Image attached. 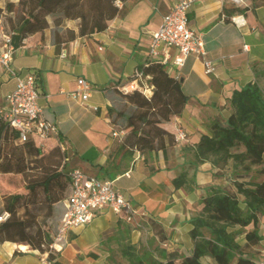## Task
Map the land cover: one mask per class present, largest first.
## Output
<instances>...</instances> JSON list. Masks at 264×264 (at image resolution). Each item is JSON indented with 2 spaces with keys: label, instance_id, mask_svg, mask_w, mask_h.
<instances>
[{
  "label": "crops",
  "instance_id": "obj_1",
  "mask_svg": "<svg viewBox=\"0 0 264 264\" xmlns=\"http://www.w3.org/2000/svg\"><path fill=\"white\" fill-rule=\"evenodd\" d=\"M179 1H120L118 13L108 21L107 28L86 36H77L78 25L73 21L54 30L50 26L15 49L11 68L20 77L35 76L42 115L56 126L64 148L61 152L66 169L63 166L61 170L68 173L78 169L87 176L112 181L131 201L138 221L144 214V220L149 218L161 226L167 236L166 252L186 256L193 248L187 220L197 214L207 187L215 185L216 169L209 162L195 169L194 146L202 134L210 133L214 123H224L231 114L233 91L254 81L259 84L264 77V3L252 5L247 0L253 10L245 16L227 13L233 6L219 0H194L187 11V24L201 35L204 59L214 64L215 71L206 75L203 57L196 55L177 67L172 64L176 51L169 50L170 60L164 67L180 81L188 99L181 113L161 125L175 136V143L164 152H140V143L133 149L122 143L127 131L118 127L121 118L117 113L129 107L116 87L145 64L150 35ZM56 33L62 41L58 49ZM70 33L75 35L72 40L68 39ZM78 78H84L91 87L85 102L71 97ZM14 86V76L0 70V108ZM183 170L188 171L189 178L194 174L189 181L191 190L175 189L173 185V179ZM60 206L62 216L64 201ZM137 230L102 209L88 224L68 231L53 247L61 264H106L127 238L137 242ZM259 233L262 239L254 256L257 262L264 260V229L259 228ZM20 244L0 242V264H51L47 253L26 244L21 250ZM206 258L214 264L209 257L201 258L202 264Z\"/></svg>",
  "mask_w": 264,
  "mask_h": 264
},
{
  "label": "trees",
  "instance_id": "obj_2",
  "mask_svg": "<svg viewBox=\"0 0 264 264\" xmlns=\"http://www.w3.org/2000/svg\"><path fill=\"white\" fill-rule=\"evenodd\" d=\"M116 1L123 0L8 2L5 10L15 16L6 17L1 35L8 36L10 44L17 49L25 39L48 29L51 26L48 16L56 14L66 20H78L77 36L99 33L117 15ZM246 2L226 12L249 16L253 6ZM257 2L264 0H251L252 5ZM59 21L55 20L54 26H60ZM68 36L69 40L75 38L71 33ZM54 41L58 49L62 42L60 34H55ZM140 69L150 77L152 90L149 96L137 89L120 92L129 107L117 113L121 118L118 127L127 131L122 143L131 149L140 143V152H164L175 143V136L161 125L182 112L188 97L180 81L171 77L160 62L154 61ZM229 104L232 112L226 121L214 123L210 133L202 134L194 146L195 169L198 164L209 162L216 169L213 175L219 177L231 163L233 181L230 186L207 187L197 205V214L187 220L191 226V254L166 252L163 244L167 236L160 225L147 218L143 226L153 231L163 248H145L139 253L138 243L129 240L118 245L106 264H202L203 257L211 258L214 264H257L248 252L258 247L262 239L258 225L264 217V180H254L252 169L264 163V91L254 81L233 91ZM18 140V132L0 118V175H22L25 182L24 193L3 196L0 214L6 212L8 216L0 222V242L29 245L33 250L47 253L51 264H61L43 227L70 193L68 173L60 170L63 154L52 138L40 141L29 137L22 143ZM44 145H51L47 154L41 151ZM255 172L264 176V167ZM188 175L183 170L173 179L175 189H192L189 181H193L194 174L191 178Z\"/></svg>",
  "mask_w": 264,
  "mask_h": 264
},
{
  "label": "built area",
  "instance_id": "obj_3",
  "mask_svg": "<svg viewBox=\"0 0 264 264\" xmlns=\"http://www.w3.org/2000/svg\"><path fill=\"white\" fill-rule=\"evenodd\" d=\"M219 1L237 7L245 0ZM193 2L194 0H180L162 18L159 28L150 35L144 66L154 61L163 65L168 63L169 50L174 49L176 54L172 60L173 65L181 67L190 55H196L203 57L202 63L206 75L215 71L214 64L204 59L205 49L201 35L187 24V11ZM119 4L120 1H116V6ZM231 21L237 24L235 18L232 17ZM244 48L246 49V46ZM14 52L9 37L0 35V70H6L15 78V86L6 95L5 106L0 108V118L18 132L20 143L25 142L29 137L40 141L52 138L63 152L64 148L56 126L42 115V109L38 104L39 93L35 76L29 74L20 77L11 68ZM60 56L65 57V53H61ZM149 78L142 69H139L127 83L118 85L116 89L121 93L137 89L149 96L152 90V86L148 83ZM90 92L89 83L84 78H78L76 90L71 97L80 98L85 102L90 97ZM93 110H97V107H93ZM68 176L71 182L70 193L64 200V211L55 242H59L68 231L88 224L92 216L102 209H108L118 219L132 224L134 228H140L141 223L145 221L144 214L140 216V221L136 219L138 212L131 201L114 187L112 181L87 176L78 169L68 172ZM7 216L6 212L0 214V222ZM163 246L165 247L166 244ZM257 264H264V260Z\"/></svg>",
  "mask_w": 264,
  "mask_h": 264
},
{
  "label": "rangeland",
  "instance_id": "obj_4",
  "mask_svg": "<svg viewBox=\"0 0 264 264\" xmlns=\"http://www.w3.org/2000/svg\"><path fill=\"white\" fill-rule=\"evenodd\" d=\"M8 2H12L14 4H18L19 0H0V9H2V13L0 15V31L1 28L4 24V22L6 21V17L8 16H15V13H11L8 14L5 10V5ZM116 4V2H115ZM48 21L51 25V27L53 28L52 30L58 28V26H54V21L55 20H60V24L61 25H65L67 22L69 23V21H73L74 24L78 25V20H66L63 19L61 15H49L48 16ZM60 25V26H61ZM50 28V27H49ZM48 28V29H49ZM46 29V31L48 30ZM259 85L261 86V88L264 91V77L260 79L259 81ZM120 98L123 100V98L120 95ZM51 145H44L41 147V151L43 154H47L50 151ZM64 155V154H63ZM64 166L65 168V164H64V159H62V163L60 166V170L62 169V167ZM264 167V163L260 166V167H253V171H252V176L254 178V180L256 181H262L264 180V176L263 175H259L257 174L255 171L259 168ZM64 168L62 170H64ZM66 169V168H65ZM65 173H67L65 171ZM232 178H233V172H232V165L231 163L228 164L223 170H222V174L219 177H215L213 178V181L215 182L216 186H230V184L232 183ZM25 192V182H24V178L22 175H0V212L2 210V204H3V196L4 195H8V194H13V193H24ZM60 205L56 207V209H59V212L56 211L52 217L50 219H48L46 221L45 226L43 227V230H45V232H48L50 235V238L52 239L51 245L55 244V238L57 236L58 233V229L60 227V216H61V211H60ZM259 228L261 229V231L264 229V217L260 218V222H259ZM138 229V233L139 236L137 237V242L138 243V252L141 253L143 249H153L154 247H158V248H163L160 244L158 239L154 236L153 231H151L149 229V227L147 225L143 223H141V227L140 228H135ZM131 241L130 238H127L126 241ZM125 241V242H126ZM259 247V246H258ZM54 251L55 248L51 247ZM171 248V247H170ZM253 249L250 253L249 256H255L256 250ZM154 257H157V254H154ZM126 264V263H124ZM203 264H213L209 259H204L203 260Z\"/></svg>",
  "mask_w": 264,
  "mask_h": 264
},
{
  "label": "bare ground",
  "instance_id": "obj_5",
  "mask_svg": "<svg viewBox=\"0 0 264 264\" xmlns=\"http://www.w3.org/2000/svg\"><path fill=\"white\" fill-rule=\"evenodd\" d=\"M19 248H20L21 250H24V249H25L24 244H20V245H19Z\"/></svg>",
  "mask_w": 264,
  "mask_h": 264
}]
</instances>
